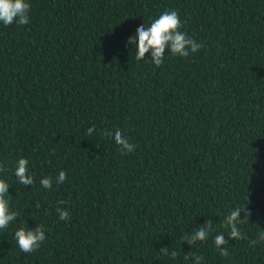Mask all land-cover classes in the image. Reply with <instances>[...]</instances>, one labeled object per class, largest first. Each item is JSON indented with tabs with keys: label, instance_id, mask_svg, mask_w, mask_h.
I'll return each instance as SVG.
<instances>
[{
	"label": "trees",
	"instance_id": "trees-1",
	"mask_svg": "<svg viewBox=\"0 0 264 264\" xmlns=\"http://www.w3.org/2000/svg\"><path fill=\"white\" fill-rule=\"evenodd\" d=\"M29 3V24L0 23V179L18 213L0 229V264H192L190 251L201 264H264V243H249L264 231V0ZM165 10L204 46L166 52L162 67L136 60L128 38ZM104 129L135 150L122 155ZM20 158L33 186L15 177ZM236 208L250 212L247 239L221 256L214 237L229 238ZM206 220L208 240L184 242ZM36 225L46 240L21 252L15 231Z\"/></svg>",
	"mask_w": 264,
	"mask_h": 264
},
{
	"label": "clouds",
	"instance_id": "clouds-1",
	"mask_svg": "<svg viewBox=\"0 0 264 264\" xmlns=\"http://www.w3.org/2000/svg\"><path fill=\"white\" fill-rule=\"evenodd\" d=\"M31 5L29 0H0V23L5 26H10L13 23L19 25H27L30 23L29 12ZM183 27L178 11L165 10L158 18L145 27L144 24L138 26L136 33L128 38L129 44H135L136 60H148L156 67H162L166 52L172 56L181 58L189 57L190 53L198 52L204 45L197 43L189 37L185 32L181 31ZM146 54H150L146 58ZM95 131V126L87 129V135L91 136ZM104 137H112L115 143L120 147L121 154H127L135 150V145L119 130L109 131L104 129L101 131ZM28 160L20 158L15 168V177L18 183L23 186L34 185V178L28 173ZM4 166L0 165V172L4 171ZM67 179V174L61 171L58 177L55 178L58 185L63 184ZM40 184L45 189L51 190L53 178L51 176L41 179ZM10 185L5 180L0 179V229H6L11 222L15 221L18 213L9 210V201L5 198L9 195ZM63 201L57 202L56 211L59 214L61 221L70 220L68 211L59 207ZM39 204L36 205L39 208ZM241 211L244 208H236L225 217L224 227L230 228L229 238L226 239L223 234H218L214 237V244L221 256L228 254L227 245L229 240H244L247 237L241 232L238 227L240 224L249 222L250 212L245 211L244 217L241 218ZM27 223V221H25ZM215 229L212 220H206L203 226L198 230H194L190 235L185 234L184 242L191 247L197 245L198 242L207 241L209 234ZM46 229L43 225H36L35 228L21 227L15 231L14 237L19 249L23 253H33L37 251L41 244L46 240ZM251 247H255L258 243H264V231H260L257 239L249 241ZM164 254H168V247L160 249ZM173 257L176 252H172ZM184 260L191 261L192 264H201L203 257L190 251L185 254Z\"/></svg>",
	"mask_w": 264,
	"mask_h": 264
}]
</instances>
